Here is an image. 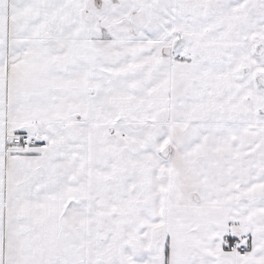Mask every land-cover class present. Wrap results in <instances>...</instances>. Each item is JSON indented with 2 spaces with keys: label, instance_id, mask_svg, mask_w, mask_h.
<instances>
[{
  "label": "snow or ice",
  "instance_id": "snow-or-ice-1",
  "mask_svg": "<svg viewBox=\"0 0 264 264\" xmlns=\"http://www.w3.org/2000/svg\"><path fill=\"white\" fill-rule=\"evenodd\" d=\"M0 264H264V0H0Z\"/></svg>",
  "mask_w": 264,
  "mask_h": 264
}]
</instances>
